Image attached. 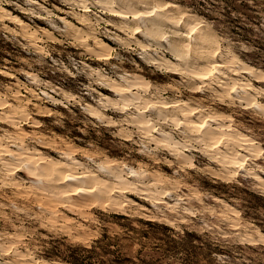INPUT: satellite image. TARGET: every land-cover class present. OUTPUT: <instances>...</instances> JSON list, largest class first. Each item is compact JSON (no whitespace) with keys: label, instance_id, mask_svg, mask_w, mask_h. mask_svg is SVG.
<instances>
[{"label":"clouds","instance_id":"clouds-1","mask_svg":"<svg viewBox=\"0 0 264 264\" xmlns=\"http://www.w3.org/2000/svg\"><path fill=\"white\" fill-rule=\"evenodd\" d=\"M0 264H264V0H0Z\"/></svg>","mask_w":264,"mask_h":264}]
</instances>
